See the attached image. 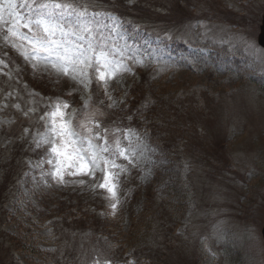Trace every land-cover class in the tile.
Listing matches in <instances>:
<instances>
[{"label":"rangeland","instance_id":"obj_1","mask_svg":"<svg viewBox=\"0 0 264 264\" xmlns=\"http://www.w3.org/2000/svg\"><path fill=\"white\" fill-rule=\"evenodd\" d=\"M14 2L19 13H27L19 6L23 0ZM56 2L77 12L86 9L97 41L102 39L114 60L130 70L101 81L89 69L82 83L79 76L72 79L44 62L25 59L28 42L6 40L7 25L0 26V248L8 246L1 243L8 233L17 231L6 217L29 211L37 193L77 219L47 218L37 237L45 251L57 246L53 254L63 255L67 264H130L129 243L103 238L99 225L102 217L116 218L128 235L159 169L168 166L145 119L131 112L135 99L132 105L128 101L137 86V98L149 99L156 82V90L167 91L171 100L163 122L165 145H177L169 141L171 134L187 130L180 153L191 209L182 231L165 241L167 251L155 247L153 252L164 253L165 264H264V48L258 43L264 0ZM58 100L68 104L64 119L77 131L84 124L92 129L84 135L99 133L107 140L106 155L119 165L107 169L115 199L99 187L103 165L90 167L94 174L65 171L63 182L53 176L49 145L38 147L37 141L41 134L50 139L47 112ZM182 103V109H174ZM104 139L93 143L104 146ZM117 140L127 149V159L113 154ZM16 200L19 205L13 206ZM30 255L24 251L14 257L29 264Z\"/></svg>","mask_w":264,"mask_h":264},{"label":"snow or ice","instance_id":"obj_2","mask_svg":"<svg viewBox=\"0 0 264 264\" xmlns=\"http://www.w3.org/2000/svg\"><path fill=\"white\" fill-rule=\"evenodd\" d=\"M19 6L27 8V13H19L16 10L18 5L14 0L0 2V26L7 25L6 40L9 37H16L28 42L31 51L23 53L25 59L31 58L38 63L44 62L57 73L72 79L79 76L82 83L89 77V69L96 73L98 80L101 81L112 78L117 72L130 70L122 61L114 60V54L108 50L102 39L97 41L94 35L96 29L92 27V22L85 19L86 9L77 12L72 5L56 2V0H50L47 3L23 0ZM69 9L71 11H68ZM5 12L9 19H5ZM73 14H75L74 18ZM21 28L27 29L30 35L22 34L19 31ZM73 37L75 39H72ZM85 40L86 44L82 43ZM13 47L16 45L13 44ZM138 63L141 62L138 61ZM36 67L37 64H33V68ZM66 108L68 104L58 100L55 107L47 112L49 120L46 122V127L50 139L41 134L42 139L37 141L38 147L42 143L49 145L52 158L48 159L47 163L53 164L55 160L53 176L63 182L65 171L71 175L86 172L94 174L90 173V167L99 168L103 165L105 175L99 187L107 188L111 197L115 199V185H109L107 169L118 168L119 165L106 155L110 152L107 140L99 133L91 136L84 135L85 132L92 133V129L84 124L79 125L81 131H77L71 121L64 119L63 109ZM94 139H104V146L94 144ZM116 149L114 155L128 158L127 149L121 148L118 140ZM73 169L75 171H70ZM111 207L115 209L116 204L112 203ZM95 264H99V261ZM105 264L110 262L105 261Z\"/></svg>","mask_w":264,"mask_h":264},{"label":"trees","instance_id":"obj_3","mask_svg":"<svg viewBox=\"0 0 264 264\" xmlns=\"http://www.w3.org/2000/svg\"><path fill=\"white\" fill-rule=\"evenodd\" d=\"M139 87L140 86L134 87L129 92L128 101L130 105L134 102L133 98L135 99L131 112L145 119V126L151 133L152 141L160 150L161 156L168 159V166L161 170L159 169L158 176L151 185L150 192L145 198L143 208L133 218L132 230L127 233L128 235L123 234L118 220L111 217H100L99 232L103 238L105 237L109 241L125 240L129 243L131 247V252L129 254L130 264H165L162 256L164 253L159 254L155 251L154 253L153 249L155 247H160L162 251H167V244L165 241L168 240L167 238L175 239V234L182 231L186 224L187 217L189 216V209H191L188 203L190 196L187 190L189 179L188 174L184 171V159L181 158L182 156L180 153V148L187 139V134L185 133L187 130L183 131V129H185L183 128L179 134H171L170 138L174 140L170 139L169 141L171 143L179 142L177 145L174 144L171 147L165 145V135H167L168 130L163 128V122L171 109L169 106L171 100L166 97L167 91H157L155 82V84L149 87V99L145 101L142 97L137 98L138 94L136 91ZM139 99L144 103L141 107L136 104ZM176 105L177 106L174 105V109L181 108L180 105H183V103ZM157 107L159 108L157 109ZM180 137H182V139ZM247 189L248 187L246 188V192ZM34 197L37 199V204H32L30 202L29 211L25 209L20 211L17 210L20 216L10 214V216L8 215V217H6L7 220L9 218V221L11 220V222L14 223L17 231L9 232L8 241L3 240L1 242L8 243V246L5 248L6 251L0 248V264H21L20 260H17L14 256L16 252L20 253L24 251H29L32 254L29 257V264L68 263L63 255L58 256L53 254L55 251L59 250L57 246L45 251L37 238L39 226L42 225L47 218L53 216L62 217L63 214H65L62 209L59 210L61 204L48 202L47 198L37 193L34 194ZM18 205V200L13 202V206ZM53 212L56 214H52ZM68 217H71L73 223H76L77 219L75 216L66 215V220L69 222L71 220H69ZM4 238H6V236H4L3 239ZM3 251H5V253H3ZM34 256L37 258H34ZM235 258L236 257H234L232 261H234Z\"/></svg>","mask_w":264,"mask_h":264},{"label":"water","instance_id":"obj_4","mask_svg":"<svg viewBox=\"0 0 264 264\" xmlns=\"http://www.w3.org/2000/svg\"><path fill=\"white\" fill-rule=\"evenodd\" d=\"M258 40H259V43L262 46H264V15H263V22H262V25H261V31L259 33ZM262 233H263V237H264V226H263V229H262Z\"/></svg>","mask_w":264,"mask_h":264}]
</instances>
